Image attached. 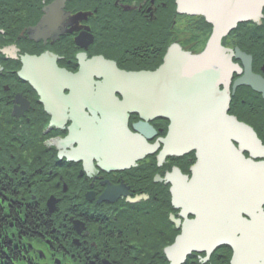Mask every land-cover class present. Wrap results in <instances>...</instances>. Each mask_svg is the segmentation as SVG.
Here are the masks:
<instances>
[{"label":"flooded vegetation","instance_id":"flooded-vegetation-1","mask_svg":"<svg viewBox=\"0 0 264 264\" xmlns=\"http://www.w3.org/2000/svg\"><path fill=\"white\" fill-rule=\"evenodd\" d=\"M213 31L204 15L178 13L176 0H0V205L20 211L14 264H173L167 251L195 219L174 183L192 178L195 153L162 156L169 120L114 112L109 96L93 101L89 90L74 100L67 76L99 58L126 74L151 73L172 49L201 53ZM221 45L234 54L221 87L231 95L229 114L264 145L241 120L264 113L263 93L240 83L248 66L264 80V9ZM129 93L113 91L119 102ZM126 118L136 140L123 130ZM28 218L37 233L29 234ZM228 253L194 252L182 264H231Z\"/></svg>","mask_w":264,"mask_h":264},{"label":"water","instance_id":"water-1","mask_svg":"<svg viewBox=\"0 0 264 264\" xmlns=\"http://www.w3.org/2000/svg\"><path fill=\"white\" fill-rule=\"evenodd\" d=\"M176 4L178 13L201 14L214 24L201 54L177 56L172 49L156 71L137 74L94 59L79 73L67 76L71 92L74 100L81 90H89L93 101L107 95L117 108L114 112L121 114L139 112L145 120L167 119L170 128L161 155L195 153L192 178L174 183L176 199L186 195L195 219L186 221L182 236L167 251L173 264L184 263L194 252L209 257L222 246L232 248L231 264H264V145L251 127L229 115L231 95L228 88L221 89L235 68L234 54L222 47L221 40L238 23L259 21L264 0H176ZM212 64L220 70L212 69ZM246 68L240 83L264 96V80ZM104 70L108 77L101 74ZM119 88L131 91L124 102L114 97ZM122 127L128 137L138 138L128 134L127 118Z\"/></svg>","mask_w":264,"mask_h":264},{"label":"trees","instance_id":"trees-1","mask_svg":"<svg viewBox=\"0 0 264 264\" xmlns=\"http://www.w3.org/2000/svg\"><path fill=\"white\" fill-rule=\"evenodd\" d=\"M8 19H12L11 17ZM210 34H206L202 36L201 39V47L196 50H202L205 46L207 39ZM194 50V51H196ZM262 105V101H257L253 107L255 108V113L260 110V106ZM235 106L233 105V109ZM258 113H263L262 111H259ZM256 114V122L253 123L254 128L256 129L257 133L261 137V139H264V115H258ZM259 127H261L259 129ZM0 196V200H1ZM32 219H27V226L30 227L29 234L37 233V229H33V222ZM32 228V229H31ZM21 230V224H20V211L15 209H3L0 205V264H14L15 262L20 261V255L18 254V251L16 249H13L12 245L10 246V243L12 242V235L16 236L15 233ZM4 258V259H3ZM6 258V259H5Z\"/></svg>","mask_w":264,"mask_h":264},{"label":"rangeland","instance_id":"rangeland-1","mask_svg":"<svg viewBox=\"0 0 264 264\" xmlns=\"http://www.w3.org/2000/svg\"><path fill=\"white\" fill-rule=\"evenodd\" d=\"M186 50H189L188 48H186ZM249 110H251V108H245L244 110H243V114H241V115H238V116H243V115H247L248 114V112H249ZM245 111V112H244ZM249 116H246V117H242L241 118V120H247L248 122H249V124L250 125H252V126H254L253 125V123H255L256 122V114H253V115H251V114H248ZM258 115H264V113H258ZM258 118V117H257ZM261 127H259V129H260ZM229 255H228V257L229 258H232V255H231V253H228ZM231 260V259H230Z\"/></svg>","mask_w":264,"mask_h":264}]
</instances>
